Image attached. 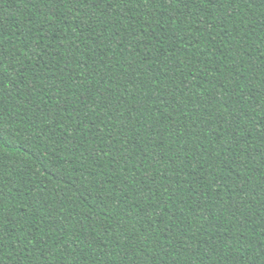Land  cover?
<instances>
[{"label":"trees","instance_id":"obj_1","mask_svg":"<svg viewBox=\"0 0 264 264\" xmlns=\"http://www.w3.org/2000/svg\"><path fill=\"white\" fill-rule=\"evenodd\" d=\"M0 264H264V0H0Z\"/></svg>","mask_w":264,"mask_h":264}]
</instances>
